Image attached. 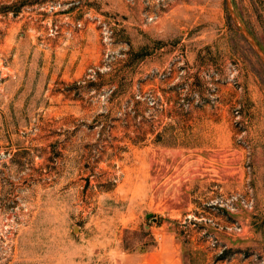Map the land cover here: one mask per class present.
Segmentation results:
<instances>
[{
	"label": "rangeland",
	"instance_id": "1",
	"mask_svg": "<svg viewBox=\"0 0 264 264\" xmlns=\"http://www.w3.org/2000/svg\"><path fill=\"white\" fill-rule=\"evenodd\" d=\"M0 264H264V65L225 0H0Z\"/></svg>",
	"mask_w": 264,
	"mask_h": 264
},
{
	"label": "water",
	"instance_id": "2",
	"mask_svg": "<svg viewBox=\"0 0 264 264\" xmlns=\"http://www.w3.org/2000/svg\"><path fill=\"white\" fill-rule=\"evenodd\" d=\"M225 2H226L227 11H228L233 23L237 27L238 31L242 34V36L246 39V41L250 44V46L254 49V51L258 55L259 59L261 60L262 64L264 65V53L260 49L259 45L254 41L251 34L239 22L237 16L235 15V12L233 11V9L231 7V1L225 0ZM149 216L150 215H147V217H149Z\"/></svg>",
	"mask_w": 264,
	"mask_h": 264
}]
</instances>
